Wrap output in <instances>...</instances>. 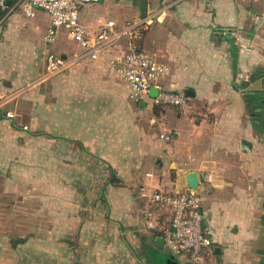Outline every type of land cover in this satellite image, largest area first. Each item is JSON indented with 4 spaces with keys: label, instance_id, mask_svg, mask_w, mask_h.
<instances>
[{
    "label": "crops",
    "instance_id": "obj_1",
    "mask_svg": "<svg viewBox=\"0 0 264 264\" xmlns=\"http://www.w3.org/2000/svg\"><path fill=\"white\" fill-rule=\"evenodd\" d=\"M152 1L147 0L139 9L128 5L122 14L131 19H120L118 3L100 0L80 8V21L95 28L107 19L121 24L151 18L141 31L140 47L155 53L168 66V73L159 81L162 89L192 91V96H187L193 107L190 116L176 106L153 104L149 94L142 101L129 97L127 84L109 73L110 59L122 57L126 51L123 38L97 59L77 57V47L64 28L58 30L53 42L45 40L50 27L45 11L36 9L33 18L26 17L20 4L12 0L5 9L0 7V110L12 111L15 116L2 117L0 124L21 129L15 127L17 117L23 118L18 103L31 110L27 121L39 122V109L44 108L40 98L45 96L46 121L53 130L57 121L61 133L8 134L44 135L52 151L56 140L67 142V154L80 157L74 165L79 172L94 173L93 187L97 190H93V201L101 200L106 206L100 218L109 216L108 186H133L134 193L128 195L126 204H139L136 217L144 231L137 235L141 251L154 248L156 237L164 238V248L169 251L166 229L171 228V210L150 204L141 193L156 189L179 193L188 187L187 174L196 172L202 226L211 239L206 260L214 264L261 262L264 25L254 18L260 4L211 0L204 9L200 3L207 0H193L192 5L182 4L183 0L173 5H151ZM250 4L259 5L258 9L250 10ZM175 11L189 15V24L173 21ZM201 17L208 20L203 23ZM47 51L67 61L64 69L52 76L45 75ZM44 82L45 90L39 93L36 86ZM26 97L29 103H24ZM152 116L162 123L151 124ZM161 134L170 139H162ZM87 144L95 149L88 150ZM127 213L129 217L131 213ZM117 225L123 231L122 222L117 221ZM133 230L138 234L136 227ZM4 237L0 234V264H42L19 260L21 249L17 247L25 245L26 239H12L13 250L8 251L11 248ZM183 264H188L185 258Z\"/></svg>",
    "mask_w": 264,
    "mask_h": 264
},
{
    "label": "rangeland",
    "instance_id": "obj_2",
    "mask_svg": "<svg viewBox=\"0 0 264 264\" xmlns=\"http://www.w3.org/2000/svg\"><path fill=\"white\" fill-rule=\"evenodd\" d=\"M111 1L118 3L120 19H131L122 14L128 5L143 8L147 0H133V3L131 0ZM154 3L173 5L180 1L153 0L151 5ZM211 3V0H207L200 4L204 9H208ZM182 4L192 5L193 0H183ZM258 6L250 4L247 7L254 10L258 9ZM92 9L99 11L96 6H92ZM173 15V21L189 24V15L179 12ZM38 18L40 17L34 19ZM168 18L169 16L166 17ZM201 19L203 23L208 20L206 17ZM88 27L93 28L94 25ZM45 83L36 86L39 93L45 90ZM15 99L11 101L12 105ZM45 100V96L40 98L44 108L39 109L42 115L39 122L27 121L31 110L16 102L23 118L17 117L15 127L21 129L0 124V234H5V243L11 248L8 251L13 250L12 239L22 238L26 239V246L22 243L17 247L21 249L19 260L30 259L42 264H145L141 256V241L137 236L144 233L136 217L139 204H126L128 195L134 193L133 186H108L105 195L109 216L108 219L100 218L106 211V206L101 200L93 201V190H97V187H93L94 173L79 172L78 167L74 165L80 161V157L67 154V142L56 140L52 151L48 146V138L44 135L32 138L8 134L21 131L61 133L57 121L54 130L46 121ZM24 103H29V98L26 97ZM13 108L15 109V106ZM261 146L260 153L264 164V140ZM87 148L95 149L93 145L88 144ZM79 177L83 178V182L78 181ZM262 178L264 180V166ZM126 211L131 213L129 217ZM117 221L122 222L123 231H119ZM133 227H136L138 234L134 232ZM163 251L169 254L167 249ZM139 256L142 259H139ZM174 259L183 264L184 257ZM260 259L261 262L256 261L255 264H264V256L260 255Z\"/></svg>",
    "mask_w": 264,
    "mask_h": 264
},
{
    "label": "built area",
    "instance_id": "obj_3",
    "mask_svg": "<svg viewBox=\"0 0 264 264\" xmlns=\"http://www.w3.org/2000/svg\"><path fill=\"white\" fill-rule=\"evenodd\" d=\"M13 1L20 4L26 17L34 16L36 9L45 11L50 17V27L45 40L53 42L58 30L64 28L77 47L75 51L77 57L97 59L103 51L123 38L126 51L122 57L110 59L109 73L127 84L129 97L134 101H142L148 97L149 90L155 87L158 92L150 99L153 104L176 106L187 116L193 113L192 104L184 92L164 90L160 87L159 81L168 73V66L160 62L155 53L140 47L141 31L151 22V18L126 20L121 24L113 19H107L99 26L89 28L80 21V8L85 4L98 3L100 0ZM241 1L260 4L254 18L262 21L264 25V0ZM0 7L6 8L3 0H0ZM44 60L46 76L59 73L67 62L64 57L48 51L44 53ZM14 116L12 111L2 113L0 110V119ZM150 123L159 125L162 122L152 116ZM160 137L164 140L170 139L167 134H161ZM205 176L210 179L208 175ZM141 196L152 205L171 210V228L166 229V232L169 236L168 249L174 257H184L188 264H214L205 258V250L211 245V239L203 230L202 196L196 189L186 187L176 194L156 189L151 193L142 192ZM148 225L154 226L151 222H148Z\"/></svg>",
    "mask_w": 264,
    "mask_h": 264
},
{
    "label": "water",
    "instance_id": "obj_4",
    "mask_svg": "<svg viewBox=\"0 0 264 264\" xmlns=\"http://www.w3.org/2000/svg\"><path fill=\"white\" fill-rule=\"evenodd\" d=\"M12 0H3L5 4H9ZM158 92V89L153 87L149 90L148 94L155 97ZM185 95L192 96V91L187 89L185 91ZM186 182L188 188L197 189L198 187V176L196 172H190L186 176ZM13 243H16V240H13ZM166 250L164 248V238L156 237L154 241L153 248V259L154 264H181L177 260L174 259V255L169 253L168 255L163 251Z\"/></svg>",
    "mask_w": 264,
    "mask_h": 264
},
{
    "label": "trees",
    "instance_id": "obj_5",
    "mask_svg": "<svg viewBox=\"0 0 264 264\" xmlns=\"http://www.w3.org/2000/svg\"><path fill=\"white\" fill-rule=\"evenodd\" d=\"M261 96V97H260ZM259 97L261 98V102L264 106V91L261 93ZM263 114H264V110L262 111ZM152 234H157L155 231H152ZM143 258H144V261H145V264H154V259H153V248L152 247H145L142 251V255H141ZM139 256L138 258L142 259V257Z\"/></svg>",
    "mask_w": 264,
    "mask_h": 264
}]
</instances>
